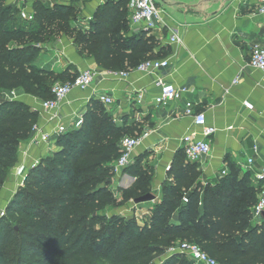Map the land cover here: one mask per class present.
Wrapping results in <instances>:
<instances>
[{
    "label": "trees",
    "instance_id": "1",
    "mask_svg": "<svg viewBox=\"0 0 264 264\" xmlns=\"http://www.w3.org/2000/svg\"><path fill=\"white\" fill-rule=\"evenodd\" d=\"M130 1H109L97 12L92 30L84 33L71 25L76 17L72 4L50 7L36 1L29 22L17 7L0 0V192L39 116L26 103L5 95L15 91L52 99L56 82L76 78L69 71L56 75L39 66L40 44L64 34L104 70H134L158 59L154 37H121ZM141 133L137 126H118L107 108L93 99L83 125L57 140L59 149L44 158L47 165L30 170L25 187L7 206L0 219V264H154L180 242L197 244L218 264H264V223L252 216L261 187L250 174L241 178L237 168L215 186L204 185L197 163L189 162L184 150L147 221L100 214L117 201L108 186L121 156V141ZM141 163L136 159L124 171L136 178L124 191L130 199L152 191L153 169ZM21 197H31L35 204ZM159 264L194 263L173 254Z\"/></svg>",
    "mask_w": 264,
    "mask_h": 264
},
{
    "label": "crops",
    "instance_id": "2",
    "mask_svg": "<svg viewBox=\"0 0 264 264\" xmlns=\"http://www.w3.org/2000/svg\"><path fill=\"white\" fill-rule=\"evenodd\" d=\"M4 1L20 11L22 2L17 4L19 0ZM36 1L39 0H27L24 4L33 15L32 4ZM41 1L51 7L54 4L70 5L73 0ZM92 1V6L83 12L85 16L92 15L112 0ZM156 3L164 11L167 25L163 30L147 32L132 26L131 15L129 24L136 30L135 35L143 33L146 39L154 37L159 44L155 50L157 58L168 59L170 65L156 74L136 69L117 71L128 72V78H98L90 89L74 90L61 106L64 123L69 131L79 129L90 102L98 94L112 96L114 105L104 106L115 123L137 126L142 130L140 137L147 134L134 158L152 166L151 187L156 200L150 203L155 204L162 199L164 185L172 181L169 173L176 157L184 150V136L190 132L200 133L193 125V119L184 114V105L190 101L197 112L206 114L208 124L217 129L209 139L210 155L197 163L202 183L215 186L231 173L232 168H237L241 178L250 174L255 185L261 187L257 174L264 169V72L250 66L252 48L264 45V16L258 13L259 0H156ZM133 8L134 1H130V14ZM174 33L181 38L180 44L170 41ZM39 47L43 56L41 67L56 75L87 69L105 71L93 56L82 53L75 41L64 34ZM158 77L177 87H185L188 92L179 101L159 107L154 102L160 91L156 86ZM140 92L143 100L138 104L134 97ZM16 94L15 100L39 113L36 125L45 132L56 128L58 122L51 121L42 111V100L25 92ZM245 102L253 104L254 109H247ZM58 139L54 138L55 151L59 149ZM49 154L44 145L33 146L30 141L22 143L18 163L5 188L12 187L11 190L22 186L30 170ZM249 157L254 158L251 167L246 165ZM224 171L226 175H223ZM116 180L124 189L131 188L136 182V178L126 172L116 176ZM6 201L5 195L0 198V205L6 206ZM132 213L142 223L150 218L151 208H132ZM256 223H264V215Z\"/></svg>",
    "mask_w": 264,
    "mask_h": 264
},
{
    "label": "built area",
    "instance_id": "3",
    "mask_svg": "<svg viewBox=\"0 0 264 264\" xmlns=\"http://www.w3.org/2000/svg\"><path fill=\"white\" fill-rule=\"evenodd\" d=\"M21 1V18L26 21H33L34 15L28 12L24 6L27 0ZM133 1L134 8L130 18L132 26L139 27L147 32L155 29L163 30L166 27L167 23L163 15L164 11L158 7L156 0ZM258 13L264 16V0H259ZM170 41L172 43L180 44L181 38L177 33H174L171 36ZM169 65L170 61L168 59H150L142 62L136 70L146 74H156L163 68H167ZM250 66L253 69L264 72V45H255L252 48ZM128 76V72H117L113 70L100 72L94 69H87L80 72L79 75L72 81L56 82L52 88L53 98L43 100L41 102V109L44 113L49 115L51 121L58 122L57 126L52 132H45L43 128L35 125L33 136L30 139V144L33 146L44 145L47 148V153L50 154L55 152L54 138H60L62 135L69 132V127L64 123V118L61 114L62 103L67 96L74 90L86 91L90 89L98 78L105 80L107 78L115 77L125 80ZM235 83H237V80ZM156 86L160 89V91L155 96L154 102L159 107L167 106L173 102L179 101L188 92L185 87H177L174 83L167 82L163 77H158ZM5 97L9 100H15L17 98V94L15 91H12L10 94H6ZM134 99L136 103L141 104L143 100V93H138ZM96 100L107 107L113 106L115 103L114 98L107 94H98L96 96ZM244 105L249 110L254 109L253 104L249 102H245ZM184 114L187 117H191L193 119V125L200 129V133L190 132L185 135L182 140L187 160L189 162L198 163L203 160V158L210 155L212 149L209 139L217 132V129L208 124L206 114L203 112H197L194 109V104L190 101H187L184 105ZM146 136L147 134L142 137L123 138L121 141V156L114 165L115 176H118L135 163V151ZM255 152H258L257 147H255ZM253 164L254 158L249 157L246 165L251 167ZM223 175H226L225 171L223 172ZM257 180L261 184V192L259 194L258 202L252 210L254 221H257L264 215V169L257 174ZM183 200L185 203L188 202L187 197H184ZM4 215L5 212L2 216ZM167 253L170 254L168 256L173 254L185 255L194 264H218L215 259L210 257L200 248V246L194 243L180 242L171 247Z\"/></svg>",
    "mask_w": 264,
    "mask_h": 264
},
{
    "label": "rangeland",
    "instance_id": "4",
    "mask_svg": "<svg viewBox=\"0 0 264 264\" xmlns=\"http://www.w3.org/2000/svg\"><path fill=\"white\" fill-rule=\"evenodd\" d=\"M56 1H58V0H56ZM131 1H133V0H131ZM21 2L22 1L19 0V2L17 4H19ZM59 2L60 1H58V3ZM92 2H93L92 0H73L72 2L69 3V4L74 5L75 8H76L75 9V11H76V17L71 21L72 27L75 28L76 30H82L84 33L85 32H89L90 30H92V22L95 20V16H96L97 12L99 11V9H96V11L92 15L85 16L83 14L84 10H86V8H88V6L89 7L92 6V4H93ZM30 4H31V2H30ZM48 4H49V2H48ZM56 5H60V4H54V5H51V7H54ZM129 6H130V3H129ZM130 15L131 14L128 12L127 18H130ZM22 25L23 26H26V28H31L30 24H28V23L22 22ZM126 28H127V30L124 33L121 34V37L125 38V37L131 36V35H135L134 34V31L136 32V30L134 28H132V26L129 24V21L126 23ZM83 29H85V30H83ZM85 54H87V53H85ZM37 64L39 66H41L43 64V56H42V53L39 55V60H38V63ZM120 71H122V70H120ZM78 75H79V73L76 72L75 73V77H77ZM68 81H71V80H68ZM38 99H40V98H38ZM47 99H49V98H44V99H40V100L43 101V100H47ZM125 137H131V136L126 135ZM136 137H140V136H136ZM20 149H21V146L19 148V154H20ZM49 155L44 156L43 158H41L38 161L39 163L36 164V166L37 165H42L43 162H44L43 163V166H46L47 165V161L44 158L45 157H48ZM182 158H184L183 155H182ZM135 162H136V160H135ZM139 162L141 163L140 159H139ZM142 165L144 167L152 168L151 165L148 166L146 163L145 164H142ZM14 167L12 168V170L14 169ZM12 170H11V172H12ZM11 172H10V174H11ZM126 173H129V172H126ZM9 178H10V175H9L6 183H8ZM26 179H27V177L24 179V182H23L22 186H20L19 188L11 189V190L9 188H12V187L5 188L6 187V183H5L2 191L0 192V198H3L6 195L7 201L5 202L6 203V206H4L3 204L0 205V219L3 217L2 214L4 212H6V208L9 205V203L16 197V195L18 194V192L20 191V189H23L25 187V181H26ZM111 180H112V183L108 186V192L112 193L115 196V198L117 199V201H116V203L114 205L108 206L103 211H100V214L101 215H104V216H106L108 218L120 217V218H123V219H126L127 220V219H131V218H136L134 216V214L132 213V208L133 209L134 208L135 209L136 208H143V207H145V208H147V207L152 208L156 204V203L155 204L148 203V204H142V205L136 206L134 204V202H133L134 199H130L129 197H125L124 196V191H126L128 189H124L123 186L119 184V182L116 180V176L115 175H114V177ZM151 193L154 194L153 190L151 191ZM19 200H21L23 202H26L28 204L29 203L35 204L34 203V199L31 198V197L30 198L21 197V199H19ZM168 255H170V254L167 253L165 256H163V257L155 260L154 261V264L161 263V261L165 260Z\"/></svg>",
    "mask_w": 264,
    "mask_h": 264
},
{
    "label": "water",
    "instance_id": "5",
    "mask_svg": "<svg viewBox=\"0 0 264 264\" xmlns=\"http://www.w3.org/2000/svg\"><path fill=\"white\" fill-rule=\"evenodd\" d=\"M110 183H112V180H110ZM156 200V196L153 193L146 194L144 196H141L139 198L134 199V204L136 206L154 202Z\"/></svg>",
    "mask_w": 264,
    "mask_h": 264
}]
</instances>
